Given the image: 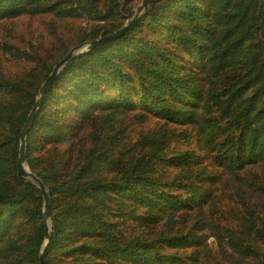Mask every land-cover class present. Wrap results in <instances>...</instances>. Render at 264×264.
Listing matches in <instances>:
<instances>
[{"label":"trees","instance_id":"16d2710c","mask_svg":"<svg viewBox=\"0 0 264 264\" xmlns=\"http://www.w3.org/2000/svg\"><path fill=\"white\" fill-rule=\"evenodd\" d=\"M142 1L0 0L4 29H65L0 45V264H39L44 244L41 191L18 175L40 87ZM3 53L30 67L5 71ZM27 168L50 198L46 264H264V0H160L74 58L29 131Z\"/></svg>","mask_w":264,"mask_h":264},{"label":"water","instance_id":"95a60500","mask_svg":"<svg viewBox=\"0 0 264 264\" xmlns=\"http://www.w3.org/2000/svg\"><path fill=\"white\" fill-rule=\"evenodd\" d=\"M160 0H143L138 6L134 9L133 18L119 31L102 38L96 41H87L83 42L75 47H73L53 68L51 74L45 80L38 91V96L33 104V107L28 115V118L24 124V127L20 134V149H19V170L18 175L24 179L30 180L31 182L35 183L41 191L42 199H43V218L45 224V238L44 244L39 254V264H46L45 261V252L47 247L51 242V205H50V198L49 193L43 184V182L33 173H31L27 168V138L31 127L41 105L45 99L47 92L52 87L53 83L57 80L61 71L76 57L91 51L93 48L107 43L113 42L115 40L120 39L125 35V33L130 30L139 20L141 15L147 10L152 4L157 3Z\"/></svg>","mask_w":264,"mask_h":264},{"label":"rangeland","instance_id":"374dc122","mask_svg":"<svg viewBox=\"0 0 264 264\" xmlns=\"http://www.w3.org/2000/svg\"><path fill=\"white\" fill-rule=\"evenodd\" d=\"M49 20H52L51 17L23 18L13 26H6L5 29L0 26V45L2 42H6L27 46L29 43L36 44L40 41L53 39L58 33H65L63 24L52 23L50 25L51 21ZM1 60L4 70L13 74L30 67L29 63L8 53H3ZM209 242L211 251L217 253L218 246L215 240L210 238Z\"/></svg>","mask_w":264,"mask_h":264}]
</instances>
